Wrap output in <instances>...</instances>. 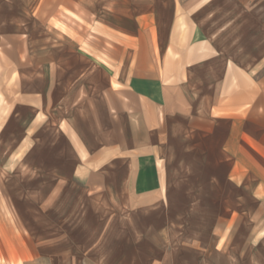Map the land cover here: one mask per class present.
Returning a JSON list of instances; mask_svg holds the SVG:
<instances>
[{"label":"rangeland","instance_id":"374dc122","mask_svg":"<svg viewBox=\"0 0 264 264\" xmlns=\"http://www.w3.org/2000/svg\"><path fill=\"white\" fill-rule=\"evenodd\" d=\"M146 10L153 11L166 29L177 25L180 31L191 26L207 31L218 44L230 45L237 61L253 70L264 64V0H0V52L21 45L27 78H21L20 85L42 89L46 96V116L35 122L34 110L0 94V264H10L6 258L17 244L12 236L16 228L26 231L30 247L40 245L42 252L39 261L26 264H83L85 256L90 257L87 264H101L112 251L107 235L118 218L124 220L126 240L136 237L130 250L156 258L142 264L163 262L158 258L165 250L181 257L183 249L196 245L204 229L195 226L174 228L173 241L165 242L168 229L160 225L166 215L185 213L132 210L135 203L156 207L158 202L156 197L140 201L128 194L135 181L128 179L125 168L110 173L108 189L97 194L72 177L76 153L67 120L86 128L88 113L70 107V91L85 85L93 94L100 90L106 74L88 61L113 58L115 35L135 31L134 16ZM57 82L60 89L54 92ZM215 153L210 150L203 164L196 163L195 155L175 157L169 185L233 191L235 185L226 178L228 164ZM194 172L220 178L215 183L190 175L181 179ZM221 200V219L232 223L225 246L233 247L229 256L222 254L221 264H249L251 256L252 264H264V202L254 197L251 204L242 205L238 196L225 194ZM243 207L252 211L229 210ZM187 214L198 221L217 215ZM225 235L222 232V238ZM250 237L252 255L246 256Z\"/></svg>","mask_w":264,"mask_h":264},{"label":"crops","instance_id":"0c3cea01","mask_svg":"<svg viewBox=\"0 0 264 264\" xmlns=\"http://www.w3.org/2000/svg\"><path fill=\"white\" fill-rule=\"evenodd\" d=\"M134 18L135 31L115 35L113 58L88 61L106 74L100 90L93 94L85 85L83 90L70 91V107L88 113L86 128L72 118L67 120L76 153L72 177L97 194L108 189L110 173L125 168L128 179L135 181L128 194L156 197L158 202L156 207L135 203L132 210L185 213L180 217L166 215V222L160 225L168 229L165 242L173 241L174 228L204 229L196 245L183 249L186 253L181 257L165 250L158 258L163 262L158 264H221L222 254L229 256L233 248L225 246L232 223L221 219V196H238L242 205L251 204L254 197L264 202V64L253 70L239 63L230 45L218 44L207 31H196L194 26L185 31L177 25L166 29L151 10ZM22 53L21 45L0 52V94L13 104L34 110L35 122H39L46 116V96L42 89L25 90L20 85L21 78H27L22 72ZM60 84L54 85V92ZM210 150L228 164L226 178L235 185L233 191L169 185L175 157L191 154L197 164H203ZM189 175L212 183L220 178L194 172L181 179ZM229 210L252 211L248 207ZM189 212L217 215L198 221L190 219ZM123 228L122 219L112 223L107 235L112 251L101 264H111L112 260L116 264H142L156 259L130 250L136 237L132 236L133 242L126 240ZM12 231L17 244L7 255L10 264H26L34 258L39 261L40 245L30 247L28 234L21 228ZM222 232L227 236L222 238ZM252 243L250 237L246 256L248 252L252 255ZM83 260L87 264L90 257Z\"/></svg>","mask_w":264,"mask_h":264}]
</instances>
